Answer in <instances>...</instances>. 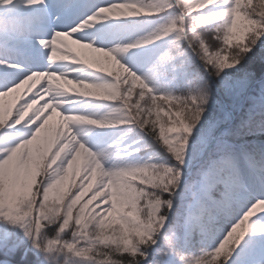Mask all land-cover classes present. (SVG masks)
Listing matches in <instances>:
<instances>
[{"label":"snow or ice","instance_id":"6c2138e0","mask_svg":"<svg viewBox=\"0 0 264 264\" xmlns=\"http://www.w3.org/2000/svg\"><path fill=\"white\" fill-rule=\"evenodd\" d=\"M0 264H264V0H0Z\"/></svg>","mask_w":264,"mask_h":264},{"label":"rangeland","instance_id":"374dc122","mask_svg":"<svg viewBox=\"0 0 264 264\" xmlns=\"http://www.w3.org/2000/svg\"><path fill=\"white\" fill-rule=\"evenodd\" d=\"M65 41H66V43L68 44V46H69L73 51H76V52H84V51H83L84 49H81L79 45L75 44V43L72 41V39H70V38H65ZM58 49H59V50H58V52H57V56L61 55V54L63 53V51H64L63 48H62L61 46H59V45H58ZM57 82L63 84L65 87H68V88L75 87L74 85L64 84L63 81H57ZM26 87H27V85L22 86L21 89L17 91V93L12 94V96H10L9 98H6V99H12V98H14L15 96L20 95V93H22ZM30 94H31V93H29V95H30ZM41 103H42V101H41ZM57 120H58V116H57V114H56V113H52V116H51V118H50V120H49V123H50V124H54Z\"/></svg>","mask_w":264,"mask_h":264}]
</instances>
